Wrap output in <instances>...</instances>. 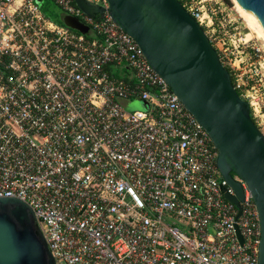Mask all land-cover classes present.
<instances>
[{
  "label": "built area",
  "instance_id": "built-area-1",
  "mask_svg": "<svg viewBox=\"0 0 264 264\" xmlns=\"http://www.w3.org/2000/svg\"><path fill=\"white\" fill-rule=\"evenodd\" d=\"M50 1L89 33L37 0H0V197L32 208L56 264H257L246 183L234 175L243 199H227L209 134L107 0H87L104 8L95 16ZM180 1L206 34L225 20L206 0ZM219 57L233 75L246 68ZM134 101L144 109L126 110Z\"/></svg>",
  "mask_w": 264,
  "mask_h": 264
},
{
  "label": "water",
  "instance_id": "water-1",
  "mask_svg": "<svg viewBox=\"0 0 264 264\" xmlns=\"http://www.w3.org/2000/svg\"><path fill=\"white\" fill-rule=\"evenodd\" d=\"M235 1L264 37V0ZM74 2L90 16L104 11L87 0ZM107 2L112 19L137 42L152 68L209 134L217 167L235 190L227 199L237 206L243 199L234 175L246 183L260 223L257 264H264V135L250 115L249 102L237 92L217 49L180 0ZM60 20L89 33L74 16L61 13ZM0 264H56L32 208L17 198L0 197Z\"/></svg>",
  "mask_w": 264,
  "mask_h": 264
},
{
  "label": "rangeland",
  "instance_id": "rangeland-1",
  "mask_svg": "<svg viewBox=\"0 0 264 264\" xmlns=\"http://www.w3.org/2000/svg\"><path fill=\"white\" fill-rule=\"evenodd\" d=\"M37 1L43 2V0ZM206 1H208L209 8L215 9V13L219 7L225 17L221 23L216 21L214 26L207 28V34L226 64L238 63L240 59L244 61L246 68L234 73L235 84L239 87L241 96L249 102L254 121L260 131L264 133V41L248 30L232 0L229 2L224 0ZM53 7L59 14L62 13L57 6L53 5ZM233 21L234 24H232ZM244 42H248L252 46L245 47ZM252 47L260 48V51L255 54ZM135 109H144V105L140 101L130 102L126 105L128 111Z\"/></svg>",
  "mask_w": 264,
  "mask_h": 264
},
{
  "label": "trees",
  "instance_id": "trees-1",
  "mask_svg": "<svg viewBox=\"0 0 264 264\" xmlns=\"http://www.w3.org/2000/svg\"><path fill=\"white\" fill-rule=\"evenodd\" d=\"M225 2H229V0H224ZM53 3L50 1V0H43V2L41 3V9L43 11V13L51 18L52 20H54L55 22L57 23H60L62 24L61 20H60V15L61 13L59 14L53 7ZM55 6V5H54ZM218 51V50H217ZM227 68V70L230 72L231 74V78H232V82L233 84L235 83V80H234V75L231 71V69L228 67V66H225ZM237 92L241 95V92L238 88H236ZM250 115L252 117V119L254 120V117H253V112H252V109L250 108Z\"/></svg>",
  "mask_w": 264,
  "mask_h": 264
},
{
  "label": "bare ground",
  "instance_id": "bare-ground-1",
  "mask_svg": "<svg viewBox=\"0 0 264 264\" xmlns=\"http://www.w3.org/2000/svg\"><path fill=\"white\" fill-rule=\"evenodd\" d=\"M234 3V7L236 11L239 13L240 17L243 19L245 22L248 30L252 33L255 34L257 37H260L264 41V37L261 34V32L258 30L256 25L253 23V21L243 12V10L239 7V5L236 3L235 0H232ZM247 37V36H246Z\"/></svg>",
  "mask_w": 264,
  "mask_h": 264
}]
</instances>
